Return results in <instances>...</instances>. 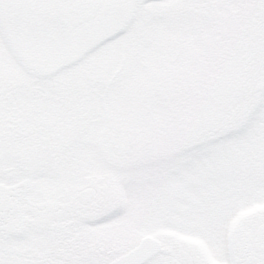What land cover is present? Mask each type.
Here are the masks:
<instances>
[{
	"label": "snow or ice",
	"instance_id": "6c2138e0",
	"mask_svg": "<svg viewBox=\"0 0 264 264\" xmlns=\"http://www.w3.org/2000/svg\"><path fill=\"white\" fill-rule=\"evenodd\" d=\"M181 184L205 193L175 223ZM254 205L264 0H0V264H264Z\"/></svg>",
	"mask_w": 264,
	"mask_h": 264
},
{
	"label": "rangeland",
	"instance_id": "374dc122",
	"mask_svg": "<svg viewBox=\"0 0 264 264\" xmlns=\"http://www.w3.org/2000/svg\"><path fill=\"white\" fill-rule=\"evenodd\" d=\"M200 21L201 28H207L211 22L216 17H232L236 16L239 17L240 13L238 10L230 9V10H224V9H216L214 11H207V12H199L197 13ZM254 33L252 32L251 28L247 25L241 24L238 28L237 36L234 38L235 43L239 46L240 44L244 42H251L254 38ZM15 76V73H13V77ZM73 137L79 135V130L74 129L71 133ZM205 193V189L201 187H197L195 185L191 184H181L179 185L171 197V207L162 209V213L164 216L170 218L175 223L183 222L187 216H190L191 213L195 210L196 205L200 201V197L202 194ZM34 198L41 199L45 197V194L42 192H35L33 193ZM126 201V195L121 191L119 195V199L117 202V207L114 209V211H121L126 212L127 211V204ZM264 211V208H261L259 205H254L253 207L247 208L242 212V216L249 217L258 214L259 212ZM177 213H185V216L177 215ZM141 220L140 216L133 217L129 223L124 227L123 231H127L128 229L134 227L139 221ZM31 223L30 218L26 219L25 221V235L28 236V227ZM75 227V226H73ZM169 231H174L171 229H168L167 226L165 227V230L161 233L163 236H167L169 234ZM81 234H85L84 230L81 229ZM175 236L184 240L191 241L192 243L197 244L198 246H203V242L200 240H197L195 237L190 235H185L180 232H174Z\"/></svg>",
	"mask_w": 264,
	"mask_h": 264
},
{
	"label": "flooded vegetation",
	"instance_id": "af4514ba",
	"mask_svg": "<svg viewBox=\"0 0 264 264\" xmlns=\"http://www.w3.org/2000/svg\"><path fill=\"white\" fill-rule=\"evenodd\" d=\"M24 226H25V225H24ZM24 226H23V228H24ZM23 228H21L20 231H21V234H22V235H23V234L25 235V230H24ZM149 235L152 236L151 234H149Z\"/></svg>",
	"mask_w": 264,
	"mask_h": 264
},
{
	"label": "water",
	"instance_id": "95a60500",
	"mask_svg": "<svg viewBox=\"0 0 264 264\" xmlns=\"http://www.w3.org/2000/svg\"><path fill=\"white\" fill-rule=\"evenodd\" d=\"M147 239H153V237L152 236H147Z\"/></svg>",
	"mask_w": 264,
	"mask_h": 264
}]
</instances>
